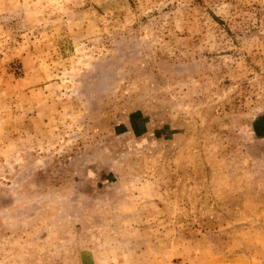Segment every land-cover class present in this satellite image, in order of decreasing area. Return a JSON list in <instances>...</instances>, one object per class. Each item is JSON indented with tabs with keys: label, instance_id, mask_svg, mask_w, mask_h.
Wrapping results in <instances>:
<instances>
[{
	"label": "rangeland",
	"instance_id": "obj_1",
	"mask_svg": "<svg viewBox=\"0 0 264 264\" xmlns=\"http://www.w3.org/2000/svg\"><path fill=\"white\" fill-rule=\"evenodd\" d=\"M263 114L264 0H0V264H120L206 181L227 224Z\"/></svg>",
	"mask_w": 264,
	"mask_h": 264
},
{
	"label": "crops",
	"instance_id": "obj_2",
	"mask_svg": "<svg viewBox=\"0 0 264 264\" xmlns=\"http://www.w3.org/2000/svg\"><path fill=\"white\" fill-rule=\"evenodd\" d=\"M259 118L255 129L262 134L255 140L264 149V114ZM254 155L264 163V150L252 154L253 158ZM219 173L221 171L214 172L215 178L220 176ZM255 184L253 178V185L242 186L241 193L245 195L243 192H246V195L241 198H238L239 186H231L228 196L230 218L224 220L229 221L227 224L221 219L227 215L218 212L222 209L223 199L217 200V196L223 186L217 181L214 185L207 181L202 183L197 203L199 220L195 219V213L189 219L163 215L164 207H169L171 202H158L156 214L148 219L151 231H141L142 244L125 252L120 264H264V188L256 189ZM211 188L215 196L208 197ZM257 191L263 194L256 195ZM189 204L191 208L192 200ZM211 215L219 216V221L216 218V226L209 229L206 217Z\"/></svg>",
	"mask_w": 264,
	"mask_h": 264
}]
</instances>
